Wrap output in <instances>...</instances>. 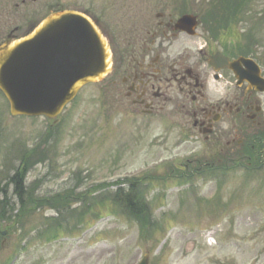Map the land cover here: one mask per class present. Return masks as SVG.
Returning a JSON list of instances; mask_svg holds the SVG:
<instances>
[{"label": "rangeland", "instance_id": "374dc122", "mask_svg": "<svg viewBox=\"0 0 264 264\" xmlns=\"http://www.w3.org/2000/svg\"><path fill=\"white\" fill-rule=\"evenodd\" d=\"M125 1L135 2L0 0V44L8 37L20 39L54 13L102 10L110 3L122 5ZM138 1L153 12L171 9L169 0V7L162 6L165 0ZM194 2L191 11L196 12L202 1ZM262 8L264 0L258 4L259 14L264 12ZM258 18L264 20L261 15ZM262 22L255 32L264 38ZM197 35H206L201 26ZM50 125L44 118H12L7 102L0 96V189L6 191L10 205H15L9 179L23 152L38 146L47 157L32 161L26 186L40 198L63 197L65 191L76 190L70 200L81 194L83 199L96 198V205L78 231L67 234L64 229L65 233L58 234L53 242L34 238L36 230L47 228L46 220L56 217V213L48 209L24 210L23 230L0 237V264H6L23 248L16 264H139L145 254L149 255V264H264V170L253 177L242 171L226 174L219 182L205 176L192 178L195 188L187 191V183L176 178L177 173L171 176L172 170H165V165L189 157L192 148L179 153L172 141L166 145L159 141L155 126L141 121L130 124L126 112L116 108L99 85L85 88L79 99L63 111L58 124ZM145 175L147 182L138 187L152 204L159 223L152 236L140 232L135 221L115 216L110 202L97 203L102 196L113 199L118 189L88 191L103 182L141 179ZM80 206V201L73 202L71 210ZM19 211L15 208L13 216ZM4 230L0 222V232ZM26 233L28 246L21 240Z\"/></svg>", "mask_w": 264, "mask_h": 264}, {"label": "flooded vegetation", "instance_id": "af4514ba", "mask_svg": "<svg viewBox=\"0 0 264 264\" xmlns=\"http://www.w3.org/2000/svg\"><path fill=\"white\" fill-rule=\"evenodd\" d=\"M138 2L91 11L109 48L102 85L110 102L155 126L160 142L197 151L205 172L221 169L219 163L224 170L230 162L234 168L241 161L255 169L264 166V92L210 65L216 54L224 55L220 44L206 38L195 43L177 31L180 16L174 9L153 12ZM260 68L264 79V64Z\"/></svg>", "mask_w": 264, "mask_h": 264}, {"label": "water", "instance_id": "95a60500", "mask_svg": "<svg viewBox=\"0 0 264 264\" xmlns=\"http://www.w3.org/2000/svg\"><path fill=\"white\" fill-rule=\"evenodd\" d=\"M196 26L191 16L177 24L192 35ZM107 69L105 42L77 13L51 16L28 38L0 47V90L13 116L55 119L83 85L100 81ZM140 264H148L147 257Z\"/></svg>", "mask_w": 264, "mask_h": 264}, {"label": "trees", "instance_id": "16d2710c", "mask_svg": "<svg viewBox=\"0 0 264 264\" xmlns=\"http://www.w3.org/2000/svg\"><path fill=\"white\" fill-rule=\"evenodd\" d=\"M260 1L261 0H210V10L207 17L212 18L215 22L218 21L217 29L227 30L241 22L246 14H252L253 16L255 14L254 11L258 9ZM237 49L240 50V45L237 46ZM44 158V152L41 149L26 153L20 160V167L16 170L14 176L9 179L10 184L13 185L14 195L19 204L18 208L20 211L16 216L18 218L22 217L24 210H28L31 207L36 208L38 207L37 205H39V200L29 195L24 181L28 170L33 165L32 161H42ZM5 194L6 191L0 189V222L5 220L7 222L16 223V221L12 220V217H15L13 216L15 207L10 205V201H8ZM64 200L65 198L55 199V207L58 210H64L69 205L68 202ZM124 201L129 212L141 219L144 214V209L135 202V199L132 198V194H129V197L126 196ZM25 202L30 203V205H25ZM144 224L145 226L147 225L146 223Z\"/></svg>", "mask_w": 264, "mask_h": 264}]
</instances>
